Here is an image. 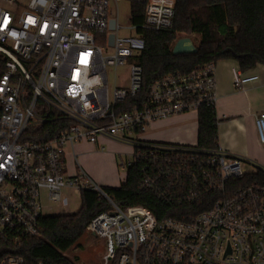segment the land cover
Wrapping results in <instances>:
<instances>
[{
	"label": "built area",
	"instance_id": "1",
	"mask_svg": "<svg viewBox=\"0 0 264 264\" xmlns=\"http://www.w3.org/2000/svg\"><path fill=\"white\" fill-rule=\"evenodd\" d=\"M121 1L0 0V240L18 247L39 238L42 199L59 203L69 189L80 196L93 192L110 205L87 228L105 243L100 264H264V185H230L249 173L244 159L218 143L206 151L142 140L155 122L216 108V64L167 74L140 98L138 60L146 44L131 17L133 35L120 36ZM127 1L144 6L143 29L173 28L175 0ZM127 64L128 84L118 86L116 72ZM233 73L238 88L256 80ZM129 99L138 101L124 107ZM52 122L59 128L51 140L29 139L33 128ZM255 125L264 147V113ZM101 139L132 147L124 166H140L143 187L159 199L175 191L189 206L221 198L198 215L186 211L183 219H158L140 205L121 208L84 171L72 176L66 168V149L75 153L76 145ZM0 264L26 261L8 254Z\"/></svg>",
	"mask_w": 264,
	"mask_h": 264
},
{
	"label": "trees",
	"instance_id": "2",
	"mask_svg": "<svg viewBox=\"0 0 264 264\" xmlns=\"http://www.w3.org/2000/svg\"><path fill=\"white\" fill-rule=\"evenodd\" d=\"M174 26L170 31L152 32L142 28L145 8L132 3L131 20L136 34L144 39L146 48L138 62L143 67L144 97L150 85L167 74L190 72L197 67L220 61L238 63L242 72L264 66V0H175ZM194 37L196 55L174 57L173 48L181 38ZM138 98V99H140ZM138 101L129 99L124 107ZM123 106L120 105V107ZM197 147L214 151L218 143L216 108H204L198 116ZM55 122L33 128L30 140L48 141L58 133ZM34 132L35 134H32ZM255 171L231 182L236 189L264 185V169L254 165ZM107 195L121 208L145 206L158 219H183V214L198 215L210 208L220 196L201 199L192 206L185 203L183 192L168 199H159L152 190L143 187L140 166L127 170L126 181L119 188H104ZM184 195V194H183ZM79 212L57 217H44L39 238L28 239L18 247L0 240V258L5 255L22 256L26 264H73L65 254L84 237L91 220L108 211V202L93 192L81 193Z\"/></svg>",
	"mask_w": 264,
	"mask_h": 264
},
{
	"label": "crops",
	"instance_id": "3",
	"mask_svg": "<svg viewBox=\"0 0 264 264\" xmlns=\"http://www.w3.org/2000/svg\"><path fill=\"white\" fill-rule=\"evenodd\" d=\"M234 70L240 71L243 78L256 80L238 88L235 86ZM216 71L218 145L231 155L244 159L245 165L264 168V147L259 144L255 125V116L264 113V66L259 65L252 71L242 72L238 63L225 60L216 64ZM192 115H195L196 119L193 120ZM198 116L197 113H188L155 122L142 140L149 143L196 147L199 132ZM114 142L118 141L101 139L98 145L90 146L98 153L95 157L100 158L105 150L104 144ZM71 151L77 161L76 151L75 153L72 149ZM80 171L89 175L77 162L76 173L70 175L75 176ZM125 181L126 178L124 183ZM122 184L108 188H119Z\"/></svg>",
	"mask_w": 264,
	"mask_h": 264
},
{
	"label": "rangeland",
	"instance_id": "4",
	"mask_svg": "<svg viewBox=\"0 0 264 264\" xmlns=\"http://www.w3.org/2000/svg\"><path fill=\"white\" fill-rule=\"evenodd\" d=\"M112 16H117V8L112 6ZM118 20L122 29L120 36H131L133 31L130 29V17L132 12V3L127 0H123L118 4ZM194 40V37H190ZM196 44V43H195ZM107 55L113 53L111 49H107ZM128 64L120 67L117 72V85L126 86L128 84L129 77ZM109 83L110 88L114 87L115 83V71H109ZM192 119H196L195 115H192ZM105 150L102 157H95L96 149H93L90 144L82 143L75 146V151L78 155L77 161L74 158V154L71 152V148L66 149L67 158V171L69 174L76 173V162L92 177H90L101 188H108L112 185L124 184V180L127 174L126 164L131 161L132 149L130 146L124 143H109L104 144ZM102 153V152H101ZM249 173L255 171L253 166L243 165L242 167ZM82 206L81 196L74 193L69 189L63 190L61 201L59 203H53L48 200L46 196L42 199V214L44 217H57L63 215H70L79 212ZM105 254V243L103 240L93 237L90 233L86 232L84 237L71 248L65 256L73 264H100L102 257Z\"/></svg>",
	"mask_w": 264,
	"mask_h": 264
},
{
	"label": "water",
	"instance_id": "5",
	"mask_svg": "<svg viewBox=\"0 0 264 264\" xmlns=\"http://www.w3.org/2000/svg\"><path fill=\"white\" fill-rule=\"evenodd\" d=\"M114 24H112L113 26ZM113 36H111V43L113 42ZM198 49L193 42L192 38H181L175 44L172 54L174 57L183 56V55H196Z\"/></svg>",
	"mask_w": 264,
	"mask_h": 264
}]
</instances>
